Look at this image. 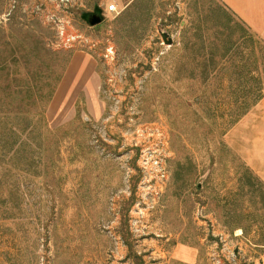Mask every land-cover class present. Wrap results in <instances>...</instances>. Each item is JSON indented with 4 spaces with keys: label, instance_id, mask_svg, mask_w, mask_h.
Segmentation results:
<instances>
[{
    "label": "rangeland",
    "instance_id": "obj_1",
    "mask_svg": "<svg viewBox=\"0 0 264 264\" xmlns=\"http://www.w3.org/2000/svg\"><path fill=\"white\" fill-rule=\"evenodd\" d=\"M74 55L97 91L52 121ZM263 95L220 0H0V264H264V180L229 138Z\"/></svg>",
    "mask_w": 264,
    "mask_h": 264
},
{
    "label": "crops",
    "instance_id": "obj_2",
    "mask_svg": "<svg viewBox=\"0 0 264 264\" xmlns=\"http://www.w3.org/2000/svg\"><path fill=\"white\" fill-rule=\"evenodd\" d=\"M220 1L251 33L264 43V0ZM84 58L93 61L85 55H74L72 58L53 100L52 121L55 105H59L62 99L66 98L71 107L74 108L81 96L89 98L90 87L97 91V69L95 63L94 69L86 74L84 81L81 82L77 79L80 60ZM89 100L92 105V100L90 98ZM229 138L231 139L232 148L242 158L247 167L264 180V95L233 127ZM177 260H180V257Z\"/></svg>",
    "mask_w": 264,
    "mask_h": 264
},
{
    "label": "water",
    "instance_id": "obj_3",
    "mask_svg": "<svg viewBox=\"0 0 264 264\" xmlns=\"http://www.w3.org/2000/svg\"><path fill=\"white\" fill-rule=\"evenodd\" d=\"M85 20L90 26L95 27L100 25L103 22L104 18L102 16L101 11L97 10L95 13L86 15ZM163 37L167 39L166 35H164ZM167 43L172 44V40L167 41Z\"/></svg>",
    "mask_w": 264,
    "mask_h": 264
},
{
    "label": "built area",
    "instance_id": "obj_4",
    "mask_svg": "<svg viewBox=\"0 0 264 264\" xmlns=\"http://www.w3.org/2000/svg\"><path fill=\"white\" fill-rule=\"evenodd\" d=\"M117 9H116V5H111L110 7H108V12H115ZM159 136H163V133L160 131V133H159ZM160 145L162 146V147H156V148H165L166 147V142L164 141V140H162V142H160ZM148 161L146 162V165H148ZM160 162H159V160H157L156 161V165L157 166H159L160 164H159ZM164 171H165V169H164ZM166 173V172H165ZM165 178V177H164Z\"/></svg>",
    "mask_w": 264,
    "mask_h": 264
},
{
    "label": "trees",
    "instance_id": "obj_5",
    "mask_svg": "<svg viewBox=\"0 0 264 264\" xmlns=\"http://www.w3.org/2000/svg\"><path fill=\"white\" fill-rule=\"evenodd\" d=\"M260 99H261V98H260ZM260 99H259V100H260ZM259 100H258V101H259ZM258 101H257V102H258ZM257 102H256V103H257Z\"/></svg>",
    "mask_w": 264,
    "mask_h": 264
}]
</instances>
